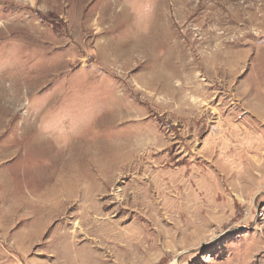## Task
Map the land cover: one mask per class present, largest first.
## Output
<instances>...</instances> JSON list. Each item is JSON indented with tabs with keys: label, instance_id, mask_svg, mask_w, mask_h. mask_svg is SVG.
Listing matches in <instances>:
<instances>
[{
	"label": "rangeland",
	"instance_id": "rangeland-1",
	"mask_svg": "<svg viewBox=\"0 0 264 264\" xmlns=\"http://www.w3.org/2000/svg\"><path fill=\"white\" fill-rule=\"evenodd\" d=\"M259 45L264 0H0V264H120V229L132 264H264Z\"/></svg>",
	"mask_w": 264,
	"mask_h": 264
},
{
	"label": "bare ground",
	"instance_id": "bare-ground-1",
	"mask_svg": "<svg viewBox=\"0 0 264 264\" xmlns=\"http://www.w3.org/2000/svg\"><path fill=\"white\" fill-rule=\"evenodd\" d=\"M182 175V174H181ZM205 176V175H204ZM181 178V177H180ZM187 180V179H186ZM186 180H183V182L185 183V184H183V185H172L174 188H178V187H182V186H184L185 187V189H184V191L185 190H188L189 188H191V184L189 183H186L187 181ZM171 182V181H170ZM167 186H168V184H167ZM204 187H205V185H204ZM204 187L201 189V187H200V193H199V198H204ZM151 188V187H150ZM185 195V192L182 194V196L181 197H183ZM163 197V196H162ZM161 197V198H162ZM178 200H179V198H178ZM164 201V200H163ZM147 203V206H148V208H150V210L149 211H154L155 209H156V211H158V213L162 210V208L161 207H159L158 206V204H159V201H156V200H154V201H152V203H149V202H146ZM206 204V203H205ZM179 205V204H178ZM202 206H203V204H202ZM205 206H203L201 209H199V211L198 212H200V213H202L206 208H204ZM153 208V209H152ZM214 210V209H213ZM179 214H187V213H193L194 211H192V210H190V209H186V210H183V208H180V209H178V210H176ZM170 213L172 214V213H175V210L174 211H170ZM177 214V213H176ZM178 214V215H179ZM202 215V214H201ZM204 220V219H203ZM202 220V221H203ZM216 220V219H215ZM209 221V220H208ZM213 222V221H212ZM180 224V223H179ZM185 227V226H184ZM191 230H192V227L191 226H189L188 225V228L187 229H182V228H178V232H177V236L175 235V234H173V235H175L174 236V239L175 240H178L177 242H180V244H189V242L188 241H190V240H192L193 238H195L196 237V233H193V232H191ZM112 231V230H111ZM107 232H108V230H107ZM137 233L138 232H136V233H134V234H128V232L126 231V230H119L118 232H114V234H112L111 236L114 238V240H119L120 238H124V240L125 241H128V245L126 246H124L123 247V250L124 251H122L123 252V254L126 256V260L123 262V263H120V264H132V263H130V260L131 259H135V258H140V254L141 253H143L144 251H146L145 250V248H146V246L145 245H143V240H142V238L141 237H139L138 235H137ZM158 233H159V235L160 236H163L164 234L161 232V231H158ZM140 234V233H139ZM202 237V236H201ZM151 241V240H150ZM154 246V244H149V247L151 248V247H153ZM148 249V248H147ZM143 257L142 258H140V259H138L137 261H139V262H141L142 261V259H144V257L146 256H144V255H142ZM136 260V259H135Z\"/></svg>",
	"mask_w": 264,
	"mask_h": 264
},
{
	"label": "crops",
	"instance_id": "crops-1",
	"mask_svg": "<svg viewBox=\"0 0 264 264\" xmlns=\"http://www.w3.org/2000/svg\"><path fill=\"white\" fill-rule=\"evenodd\" d=\"M264 45H259L256 48V51L252 52L251 57V72H250V100L252 102L264 103V55L262 50ZM264 51V50H263ZM245 93H248L249 90H244ZM263 106V105H262ZM8 203L13 206L10 200V196L5 195Z\"/></svg>",
	"mask_w": 264,
	"mask_h": 264
}]
</instances>
